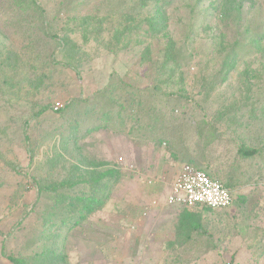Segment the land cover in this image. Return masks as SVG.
I'll return each instance as SVG.
<instances>
[{
  "label": "rangeland",
  "instance_id": "rangeland-1",
  "mask_svg": "<svg viewBox=\"0 0 264 264\" xmlns=\"http://www.w3.org/2000/svg\"><path fill=\"white\" fill-rule=\"evenodd\" d=\"M194 3L0 0V264H264V0ZM185 164L232 204L169 205Z\"/></svg>",
  "mask_w": 264,
  "mask_h": 264
},
{
  "label": "trees",
  "instance_id": "trees-1",
  "mask_svg": "<svg viewBox=\"0 0 264 264\" xmlns=\"http://www.w3.org/2000/svg\"><path fill=\"white\" fill-rule=\"evenodd\" d=\"M156 1H159V0H156ZM230 1L231 0H222L221 7L224 6L226 10L229 8L230 9L234 8V11H236V14H238V16L242 15V10H243V8H245L244 0H239L238 3H237V0H234L235 5H232V6H229ZM199 2H200V0H195L194 6L196 7ZM36 5H37L39 11L44 13L40 8L41 6L39 7L38 4H36ZM156 20H158V22ZM150 22L152 23L153 27L155 28L156 26L159 25L160 19H158V18L156 19V17H154L150 20ZM59 40L61 41V38H59ZM68 42L69 41L63 39V42H61V43H63L64 45H67ZM166 53H165V64L171 60V58H169L170 57L169 55L166 56ZM47 108H49L48 105L43 106L42 109L37 113V115H39L42 112H44L45 110H47ZM163 134L166 137L168 136L169 141H172V139L169 137L170 136L169 132L164 131ZM160 140L162 141L163 139H160ZM28 150L31 152V150L29 148H28ZM239 150L245 156H248V155L250 156V155L254 154V152L256 151L255 149L250 150L249 148L244 147V146L242 148H240ZM198 169H201V168H198ZM94 170H96V169H94ZM118 173H119L118 170H115L114 168H112V169L110 168L107 170H103L102 172H99V173L97 171H93L91 174L90 180L88 178L87 179L85 178L84 180L87 181V183H86V185H84L83 188L86 191L84 190V191H82V193L80 195H77L74 197V199L79 202V205H77V207L75 209L70 210V214H73V216L71 218L64 219L62 221L61 225L65 226V224H67L68 220H69V222H72V226L74 224H78L85 216H87V214H92L94 211H96L97 208H99L98 206L102 207L107 200L108 192H109L111 186L120 177V174H118ZM64 183L65 182H63L62 184H64ZM45 189L49 190V191H55L56 186L55 185H46ZM77 212L79 213L78 215H76ZM3 250H4L3 251L4 255L9 260H11L14 264H28L26 259L21 258V257H14L12 255L7 254L5 249H3ZM49 253H51V252H49ZM43 255H44V253L42 251L39 253H35V256H34L35 260L34 261L35 262H43L42 261V260H44L42 258Z\"/></svg>",
  "mask_w": 264,
  "mask_h": 264
},
{
  "label": "built area",
  "instance_id": "built-area-1",
  "mask_svg": "<svg viewBox=\"0 0 264 264\" xmlns=\"http://www.w3.org/2000/svg\"><path fill=\"white\" fill-rule=\"evenodd\" d=\"M56 105L55 109H59ZM233 202L231 191L206 171L185 164L173 182L167 203L169 205H204L226 208Z\"/></svg>",
  "mask_w": 264,
  "mask_h": 264
},
{
  "label": "crops",
  "instance_id": "crops-1",
  "mask_svg": "<svg viewBox=\"0 0 264 264\" xmlns=\"http://www.w3.org/2000/svg\"><path fill=\"white\" fill-rule=\"evenodd\" d=\"M224 185V184H223Z\"/></svg>",
  "mask_w": 264,
  "mask_h": 264
}]
</instances>
